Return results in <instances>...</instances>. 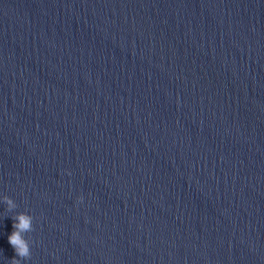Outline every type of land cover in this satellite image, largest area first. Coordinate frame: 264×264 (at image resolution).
I'll return each mask as SVG.
<instances>
[{
    "label": "water",
    "instance_id": "obj_1",
    "mask_svg": "<svg viewBox=\"0 0 264 264\" xmlns=\"http://www.w3.org/2000/svg\"><path fill=\"white\" fill-rule=\"evenodd\" d=\"M21 212V264H264V0H0V264Z\"/></svg>",
    "mask_w": 264,
    "mask_h": 264
},
{
    "label": "clouds",
    "instance_id": "obj_2",
    "mask_svg": "<svg viewBox=\"0 0 264 264\" xmlns=\"http://www.w3.org/2000/svg\"><path fill=\"white\" fill-rule=\"evenodd\" d=\"M80 199L82 200L83 197ZM2 200L7 205L8 210H13L17 207L14 200L7 195L3 196ZM12 218L14 231L8 237V240L18 258H13L11 264H21V260H27L31 257L29 240L25 238V234L33 231V217L30 214L21 212Z\"/></svg>",
    "mask_w": 264,
    "mask_h": 264
}]
</instances>
